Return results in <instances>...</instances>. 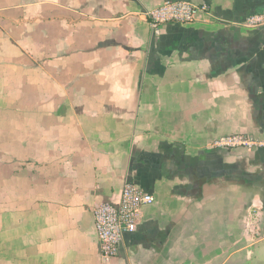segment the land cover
Here are the masks:
<instances>
[{
    "label": "crops",
    "instance_id": "crops-1",
    "mask_svg": "<svg viewBox=\"0 0 264 264\" xmlns=\"http://www.w3.org/2000/svg\"><path fill=\"white\" fill-rule=\"evenodd\" d=\"M0 0V264H264V0ZM154 197L104 262L92 209Z\"/></svg>",
    "mask_w": 264,
    "mask_h": 264
},
{
    "label": "built area",
    "instance_id": "built-area-1",
    "mask_svg": "<svg viewBox=\"0 0 264 264\" xmlns=\"http://www.w3.org/2000/svg\"><path fill=\"white\" fill-rule=\"evenodd\" d=\"M207 4L196 5L188 1H166L145 11L150 29L158 34L160 26L166 22L188 24L196 20L200 13L208 12ZM246 27L264 25V13L254 14L242 22ZM263 141L241 133L220 136L214 139L210 148H253L262 146ZM154 197L131 182H124L118 202L97 203L93 209L94 228L104 262L115 256L124 233L133 232L141 217V208L152 204ZM245 222L246 229L253 238L264 237V223L260 224L255 207Z\"/></svg>",
    "mask_w": 264,
    "mask_h": 264
}]
</instances>
